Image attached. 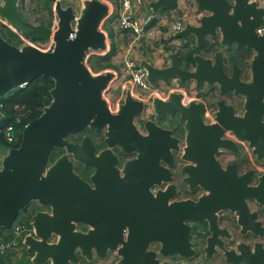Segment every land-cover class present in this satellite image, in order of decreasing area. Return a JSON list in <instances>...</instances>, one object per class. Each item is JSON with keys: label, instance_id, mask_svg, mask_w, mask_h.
<instances>
[{"label": "water", "instance_id": "95a60500", "mask_svg": "<svg viewBox=\"0 0 264 264\" xmlns=\"http://www.w3.org/2000/svg\"><path fill=\"white\" fill-rule=\"evenodd\" d=\"M52 1L55 30L22 18L20 0L0 3V16L23 37L54 43L49 51L28 43L14 46L0 32V97L38 76L53 81L49 104L23 127L20 144L8 148L1 159L0 227L11 228L24 208L37 204L31 231L22 240L32 264H80L81 258L91 262L108 252L116 254V264H177L174 256L182 264H264L259 240L264 220L250 206L255 204L264 216V172L253 167L239 171L248 165L240 142L257 163H264V33L257 32L264 24V8L252 0H192L200 15L173 34L196 49L187 68L176 51L166 54L168 63L161 67L139 59L152 87L176 81L179 86L187 83L181 87L196 97L230 92L242 98L240 115L233 104L215 99L214 121L207 123L202 119L204 102L183 104L181 92L165 101L153 96L152 113L143 117L142 101L127 89L112 113L102 92L114 73L93 74L83 62L86 51L107 49L100 28L109 5L80 0L77 8ZM177 1L154 0L150 7L157 14ZM230 45L253 53L246 72L228 62L223 48ZM165 114L178 115L181 127L175 133L156 121ZM86 128L104 129V144L134 154L123 164L125 179L117 186V197L116 187L100 186L104 162L112 158L110 149L95 156L90 136L84 135L80 143L68 140ZM59 148L65 152L50 163ZM230 156L237 162L226 160ZM74 162L94 169L89 182L75 173ZM174 167H179L187 191L198 196L178 197ZM154 185L160 187L155 194L150 190ZM222 212L233 215L235 226ZM199 222L208 228L202 252L192 243L193 225Z\"/></svg>", "mask_w": 264, "mask_h": 264}, {"label": "built area", "instance_id": "2783aa9c", "mask_svg": "<svg viewBox=\"0 0 264 264\" xmlns=\"http://www.w3.org/2000/svg\"><path fill=\"white\" fill-rule=\"evenodd\" d=\"M119 3V11L117 16V27L121 31H127L129 36V42L124 46L121 53V81L119 83L118 95L116 97H112L110 95V90L113 87L112 82H110L106 88L102 92V97L107 101L108 108L112 113H115L118 109V105L121 103L122 99L125 97L126 90L129 89L132 97L142 101L143 103V117H148L152 113L151 106V98L153 96H157L161 99L168 97L173 92H181L184 96L181 100L183 104H188L192 100H202L199 97H196L192 93H188L186 89L179 86L176 81H173L169 85L160 84L157 87H152L146 80V70L145 68L139 66L134 58V50L135 47L140 44V41L152 38V34L155 29H158L160 26L166 28V31L169 34H173L182 30L184 24L194 23L197 20L199 13L195 12V10H190L188 5L184 0H178L176 7L179 9V14L174 18V20L169 21L170 15H172V10L168 14H148L146 17H140L135 14V7L143 5L145 0H117ZM257 3L258 6L264 8V0H252ZM2 0H0V3ZM192 3V2H191ZM150 22H154V25H150ZM0 25L8 29L14 33H16L22 43H28L42 51H49L53 47L52 40L45 41H33L23 37L19 32L15 31V29L6 21L4 18L0 16ZM150 25V26H149ZM149 26V27H148ZM52 30L56 29V21L51 26ZM257 32L262 34L264 33V24L257 29ZM70 38L74 36L73 33H70ZM21 43V44H22ZM101 54V51H93L88 50L85 53L84 63L89 67V58L93 55ZM115 78L116 71H114ZM141 91V92H140ZM193 95V96H191ZM204 102V110L202 112V119L211 123L214 121L216 107L210 103L202 100ZM5 136L9 141H12L13 133L11 131V126H9L6 130ZM227 137L232 138L230 133L226 134ZM244 145L245 150L248 154H250V150L247 147L246 143L240 142ZM224 212L219 215H223ZM27 230L23 225H16L13 227L12 233L14 238L9 242L0 243V254L3 253L10 247H15L18 245V238H20L22 232Z\"/></svg>", "mask_w": 264, "mask_h": 264}, {"label": "trees", "instance_id": "16d2710c", "mask_svg": "<svg viewBox=\"0 0 264 264\" xmlns=\"http://www.w3.org/2000/svg\"><path fill=\"white\" fill-rule=\"evenodd\" d=\"M25 1L20 0L19 10L22 18L28 20V11L30 13H36V23L43 24L46 27L51 28L53 24V1L52 0H28L31 8L25 11ZM171 9L172 7H168ZM177 10L172 9V15L169 19L173 20L177 16ZM111 20L108 19L104 22L103 28L106 29L107 24ZM0 32L2 36L12 45L19 46L22 41L19 36L3 28L0 25ZM111 39L110 49L106 54L103 55H93L89 58V67L93 72H98L106 68L115 67L113 63V57L118 49V43L115 40V35L113 31L108 32ZM188 50L180 53V60L184 62L185 66H188L192 62V53L196 51L190 47L187 43ZM198 51V50H197ZM245 56L239 57L238 61H235L238 65L244 64ZM53 86V81L50 78L38 76L32 82H30L25 88H15L9 90L7 93L0 97V111L3 117L0 118V152H5L8 148H15L20 144L21 141V131L23 127L38 117L43 108L49 104L50 89ZM11 126V131L13 133V140L9 141L5 136L7 128ZM85 133H91L90 130L84 131ZM70 140H78L79 136L69 135ZM58 153H52L50 159L57 156ZM39 208V207H38ZM33 212L37 209L30 208ZM28 207L24 208L17 216L14 224L11 228L6 229L0 227V243L9 242L14 238L12 233L13 227L16 225H23L27 230H24L18 238V245L15 247H10L0 254V264H32L30 256L27 255L25 247L22 244L24 236L31 231V218H29Z\"/></svg>", "mask_w": 264, "mask_h": 264}, {"label": "flooded vegetation", "instance_id": "af4514ba", "mask_svg": "<svg viewBox=\"0 0 264 264\" xmlns=\"http://www.w3.org/2000/svg\"><path fill=\"white\" fill-rule=\"evenodd\" d=\"M187 43H190V42H184V41H182V39H180L178 44H177V46H176V48L173 49L172 51L175 50L179 54L181 52L187 51L189 49L188 46H187ZM232 46H234V45H230L229 47H232ZM218 48H221V46H218ZM233 54H235V55L239 54L241 56L242 55L245 56L244 62L248 65V62L250 60V54H251L250 51L242 49L241 51H237L236 53L235 52L231 53V56L235 57V56H233ZM236 57H238V56H236ZM231 61L235 62V60L233 58H230V60H228V62H231ZM181 65H182L183 68H187V66H185L184 62H182ZM185 85H187V83H183L181 86H185ZM198 97H200L202 100H204L206 102L212 103L213 105H214V100L215 99L222 98L227 103L234 105L236 114L240 115L241 112H242V98L241 97H234L230 92L220 93L219 95H203V94H199ZM168 98H169V96L164 98V99H162V100L165 101ZM156 121L160 125H162L163 127L170 128L174 133L176 132V129L181 127V124L178 123V115H176V114L175 115L165 114V115H162L161 117H156ZM86 130H87V128L82 130L81 132L75 134V136H79L78 140H70L69 138H68V140H70V141H72L74 143H80V141H81V139H82V137L84 135L90 136L91 139H92L93 145L95 146V150H94V155L95 156H99L100 155L99 154L100 151H103L105 149H110L109 152L110 153L112 152L111 153L112 158L110 159L109 162H106V161L104 162V166H103L104 175L101 177L100 186H103L105 183H108L111 186L116 187V189L113 190V196L117 197V195H118L117 186H118L119 183H121V185L123 186L122 183L124 182V179H125L124 173L122 171L123 164L127 160L133 158L134 154H129V153H126V152H122L117 147H108L106 144H104L103 143L104 129H102L100 131L90 130L91 133H89V134L84 132ZM64 152H65L64 148H59V149L53 150L52 153H58V155L55 156L53 159H50V163L53 162V160L55 158H57L58 156H60ZM221 155L224 156L225 153H221ZM176 159H177V156H176ZM245 159L247 160L248 165H246L245 167H240L239 171H242L245 168H250V167H253V168L256 169L255 166H257V164L260 165L261 167H264V163H257V162H255V160H254L253 163H251V161L248 160V158H245ZM237 160L238 159L235 158V157H233V159H231L232 162H237ZM100 161L101 160H98V163ZM221 161H222V159H221ZM73 165H74L75 173L82 180H84L86 182H89L91 175L94 173V169L90 168V167H86L85 165L80 164L78 162H74ZM178 168L179 167H174V169H172V181H173V183L176 184L177 188L180 189L179 190L180 194H179L178 197L179 198H186V197H196V196H198L199 193L198 194L197 193L186 194L187 186L184 183H182V177L183 176L177 170ZM257 170H256V172H257ZM260 173H261V171H260ZM257 174H258V172H257ZM159 188H160L159 186L154 185L150 190H151V192L153 194H155L156 191ZM115 204L117 205L116 201H115ZM250 206H251V210H255V209L259 210L261 212V214L259 213L258 219L264 220V216H263L262 210L260 208H258L255 204L251 203ZM35 207H37V204L35 202H32L28 206V213H31V214H29V218H31L32 214L36 210H38V208H37L36 210L31 212L32 210L30 208H35ZM42 209L44 210L45 208H42ZM223 215L226 218V220L229 221V223H231V224H233L235 226V218L233 217L232 214L230 215L229 213L224 212ZM223 215H220V216H223ZM229 216H231V218H229ZM226 224H227L226 222H222L221 226H224ZM228 228H229V230H232L231 226H229ZM237 229H239V227H237ZM192 236H193L192 243H193L194 247L196 248V250L198 252H200V251L202 252V249L205 246V242H204L205 238L208 236V228H207V225L205 224V222H199V223L193 225ZM243 239L244 240L247 239L249 241H254L255 240V238L252 237V236H250V237L249 236H243ZM259 240H261V242L264 245V233H263V236L261 238H259ZM205 255H206V253H205ZM116 259H117V257H116L115 253L108 252L107 255L105 256V258H103V257H97V258L94 257V260L91 261L90 263L91 264H116ZM173 259L177 262V264H182L184 262V260L182 258L178 257V256H176V257L174 256ZM80 260H82V258Z\"/></svg>", "mask_w": 264, "mask_h": 264}, {"label": "crops", "instance_id": "0c3cea01", "mask_svg": "<svg viewBox=\"0 0 264 264\" xmlns=\"http://www.w3.org/2000/svg\"><path fill=\"white\" fill-rule=\"evenodd\" d=\"M61 1H68V3H66V4H64L62 2L63 5H67L69 3H73L71 1H74V0H61ZM75 1H76L75 6L78 8L80 0H75ZM102 1L107 2V4L109 5V12H108V15H107L106 19L104 20V22L111 18V20L109 21L110 28H111V31H113V33L115 35V40L118 43V49H117V51L113 57V63L115 65V67L106 68V69H103V70H100V71L94 72V73L91 69L90 70L93 74H98V73L108 71V70L111 72H113V70L116 71V75H118V76L116 78H114V80H112V85H113L114 89L117 90L116 88H118L119 83L121 81V76H122L121 75V62H120L121 53H122L124 46L129 42L130 34L127 31L119 30L117 27V16H118V11H119L118 1L117 0H102ZM151 1H154V0H145V3L143 5L136 6L134 8L135 14L140 16V17H146L148 14H154L151 7H150ZM167 8L165 10H167ZM174 8L176 10H178V8L175 6V7H172L170 9V11ZM190 9L194 10L193 5L190 6ZM165 10H160L159 13H157V14H163V11H165ZM199 15H200V13H199ZM170 20L171 19H169V21ZM54 21L57 22L55 11H54L53 23H54ZM104 22H103V24H104ZM103 24L101 25L100 29L106 34L105 40H106V44H107V49L105 51H101V54H97V55L106 54L110 49L111 39L109 37L108 31L103 28ZM150 25L153 26L154 22H150ZM173 34H169L166 31V28H163V27L160 28V26L158 27V29H155V31L152 34H150V35H152V38L148 39V41H145V40L140 41V44H138V46L135 47L134 58H135L136 62L139 64V59L144 57L150 63L154 64L155 66L161 67V66L166 65L168 63V59L166 57V54H168V52L175 49L179 40H180L178 38L173 37ZM165 43H167V45H169L171 47H165V45H166ZM223 50H224V48H223ZM252 54L253 53L250 54V58H251ZM239 66L245 72L248 70V65L246 63H244V65L240 64ZM191 96H193V95H191ZM248 159L251 161V163L254 162V157L251 154H248ZM255 167L259 171L264 172V167H261L258 164Z\"/></svg>", "mask_w": 264, "mask_h": 264}, {"label": "rangeland", "instance_id": "374dc122", "mask_svg": "<svg viewBox=\"0 0 264 264\" xmlns=\"http://www.w3.org/2000/svg\"><path fill=\"white\" fill-rule=\"evenodd\" d=\"M191 1L192 0H184V2H186L187 3V5H188V8L190 9V6H192V3H191ZM64 4H66V3H68V1H62ZM71 2H73V4H75L76 5V1L74 0V1H71ZM178 2V1H177ZM54 4V3H53ZM24 6H25V11L27 12V10H28V8H31L32 6L31 5H29V3H28V0H26L25 1V4H24ZM191 10V9H190ZM170 12V9L169 8H167V10H165V11H163V14H168ZM37 14H38V12H36ZM36 13H30L29 11H28V15H27V17H28V21H30V22H32V23H34V24H37L36 23ZM177 13L179 14V9L177 10ZM177 14V15H178ZM169 15V14H168ZM38 16H39V14H38ZM106 30L108 31V32H111V28H110V24L108 23L107 24V27H106ZM45 41V40H44ZM166 45H165V47H171V46H169V45H167V43H165ZM224 51V53H225V55L226 56H228V59L230 60V58H233L235 61H238L239 60V57L241 56V55H235V54H233V56H238V57H232L231 56V53L232 52H237V51H241V50H238V49H236L234 46H232V47H228V48H226L225 50H223ZM245 63V62H244ZM241 65H244V64H241ZM94 73V72H93ZM141 92V91H140ZM110 95L112 96V97H116L117 95H118V90H115L114 88H112L111 90H110ZM4 154H5V152H0V162H1V159H2V157L4 156ZM231 159H233V157L232 156H230V157H227L226 158V160H231ZM186 194H190L188 191H186ZM28 207V206H27ZM230 214V213H229ZM231 215V214H230ZM229 218H231V216H229ZM80 264H90V262H88V261H86L85 259H82L81 260V262H80Z\"/></svg>", "mask_w": 264, "mask_h": 264}]
</instances>
